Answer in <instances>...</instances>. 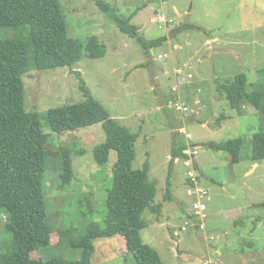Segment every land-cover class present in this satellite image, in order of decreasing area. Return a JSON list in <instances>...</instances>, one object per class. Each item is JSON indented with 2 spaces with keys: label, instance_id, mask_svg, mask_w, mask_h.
<instances>
[{
  "label": "rangeland",
  "instance_id": "1",
  "mask_svg": "<svg viewBox=\"0 0 264 264\" xmlns=\"http://www.w3.org/2000/svg\"><path fill=\"white\" fill-rule=\"evenodd\" d=\"M58 1L67 18L69 37L84 47L97 37L106 46V55L84 57L74 71L32 69L23 76L25 109L37 114L47 137L43 190L53 233L51 244L40 248L37 255L44 261L55 257L80 260L82 250L74 249L67 236L61 241V233L85 235L92 222L104 228L108 213L106 200L118 155L112 151L106 165L96 163L94 148L106 140L102 124L58 134L47 120L51 109L84 101L76 76L80 72L112 118L139 136L133 167L140 170L148 162L150 178L157 183L155 204L162 210L144 213V243L156 249L165 264H210V260L211 264H264V161L256 162L259 167L251 175H244L255 163L253 136L264 131V121L234 109L224 90L229 81L241 75L247 78L248 92L264 86V0H103L123 18L138 10L132 24L147 40L168 38L148 51L136 38L121 32L96 0ZM158 15L174 23L167 27L151 23ZM3 31L0 37L18 33ZM216 37L219 43L214 50L211 39ZM231 50L234 53H226ZM177 70H182L178 77ZM177 86L189 108L187 113L169 105L178 94L174 91ZM185 118L191 123L187 125ZM181 128L192 135L193 144H199L198 158L204 157L208 168L205 176L216 179L217 185H212L217 188L210 190L213 199L206 200L207 214L211 213L205 221L206 232L191 227L176 235L190 218L196 201L188 194L183 161L171 168L175 140L180 144L187 141L185 134L178 133ZM231 139H243L244 144L240 162L230 167L228 162L225 165L229 154L214 151L207 144ZM75 143L85 154H72L74 177L64 185L61 151ZM206 177H201L203 185ZM169 180L172 198L166 196ZM214 193L220 195L215 197ZM5 221L0 214V253L14 250V235L5 228ZM92 264L137 262L124 238L118 236L95 241Z\"/></svg>",
  "mask_w": 264,
  "mask_h": 264
},
{
  "label": "trees",
  "instance_id": "2",
  "mask_svg": "<svg viewBox=\"0 0 264 264\" xmlns=\"http://www.w3.org/2000/svg\"><path fill=\"white\" fill-rule=\"evenodd\" d=\"M96 3L121 32L136 38L145 50L159 47L168 40L167 37L147 40L140 35L138 27L132 24L138 10L129 18H123L103 0ZM8 29L18 33L0 37V214L5 217V228L14 235V250L0 253V264H92L95 241L118 236L124 238L137 264H165L159 252L142 239V231L147 227L144 213L147 210L160 213L162 207L155 204L157 183L150 178L149 163L140 170L133 167L138 156L139 136L112 118L94 97L80 72H76V76L84 101L51 109L47 120L50 129L58 134L102 124L106 140L94 148L96 163L106 165L112 151L118 155L113 187L106 200L108 213L104 228L92 222L85 235H75L74 231L61 233V241L67 236L74 249L82 250L80 260L55 257L44 261L37 255L40 248L51 244L53 233L43 190L47 137L40 128L37 114L25 109L23 76L32 69L73 70L84 57H105L106 46L97 37L89 39L86 47L70 38L67 18L58 0H0V31L8 32ZM224 90L234 109L245 110L248 115L260 116L264 121V86L248 92L247 78L241 75L229 81ZM77 144L61 151L64 185L71 183L74 177L72 154H85ZM243 144V139H231L209 142L207 146L214 151L227 152L232 163L237 164ZM184 149L185 145L175 140L172 157H183ZM252 159L264 161V131L253 136ZM169 186L170 180L166 196L171 198Z\"/></svg>",
  "mask_w": 264,
  "mask_h": 264
},
{
  "label": "built area",
  "instance_id": "3",
  "mask_svg": "<svg viewBox=\"0 0 264 264\" xmlns=\"http://www.w3.org/2000/svg\"><path fill=\"white\" fill-rule=\"evenodd\" d=\"M151 23L154 24H164L166 27L169 24L174 23L172 20L168 21L167 18L163 15H158L157 18H152ZM182 74V70H177V75ZM190 79L193 78L191 74L188 76ZM177 92V96L172 99L169 103L171 108L174 110L187 113L189 111L188 106L182 101L179 94V87L177 86L174 89ZM180 133L185 134L186 136V144L185 149L183 151V157L173 159V165H177L179 162L183 161L185 168L187 169V177H188V194L192 197H196V201L192 207V211L189 213V219L186 220L184 226L181 228L179 233L176 235L181 234V232H186L191 227H195L201 231L206 232V225L205 221L208 219L207 214V204L206 200H209L210 192L207 188L203 187L200 174L198 171V164L197 160L200 155V146L192 143V135L186 131L185 128L180 130ZM209 237H207L208 239ZM214 237H211L210 240H214ZM209 263L211 264L212 261L210 260Z\"/></svg>",
  "mask_w": 264,
  "mask_h": 264
},
{
  "label": "crops",
  "instance_id": "4",
  "mask_svg": "<svg viewBox=\"0 0 264 264\" xmlns=\"http://www.w3.org/2000/svg\"><path fill=\"white\" fill-rule=\"evenodd\" d=\"M171 36H174V34L173 33H171L170 34ZM208 42H210V41H207V43ZM211 42H212V45L214 44L213 42H216V44H214L215 45V47H214V50H217V49H215L216 48V46H217V48H218V43H219V39L216 37V38H213V39H211ZM226 53H234V51L233 50H231V52H226ZM176 71V70H175ZM190 79V78H189ZM192 79V78H191ZM179 87V86H178ZM179 91H180V88H179ZM175 98V97H174ZM173 98V99H174ZM172 100V99H171ZM170 100V101H171ZM170 101H169V103H170ZM186 120H185V123L188 125V124H190L191 123V120H189V118H185ZM182 129V128H181ZM181 129H179V131H178V133L180 132V130ZM180 144V143H179ZM181 145H185V144H181ZM196 145H198L199 146V144H196ZM173 159H175V158H173L172 157V160ZM205 160V158L203 157L202 159H200V158H198V160H197V164H198V171H199V174H200V178L201 177H206L205 176V172L208 170V168H207V165H206V162L204 161ZM227 162H228V165L231 167V165L233 164L232 163V159H231V156L229 155L227 158H226V164L225 165H227ZM180 163V162H179ZM178 163V164H179ZM177 164V165H178ZM177 165H173V161H172V164H171V168H173V167H177ZM233 165H235V164H233ZM258 167H259V164L258 163H253V165H252V169H250V170H248V171H246L245 172V176H248V175H251L252 173H253V171L255 170V169H258ZM174 168V169H175ZM207 178V183L206 184H204L203 185V179L201 178V181H202V185L205 187V188H207V189H209V191L210 190H212V191H215L216 190V188L217 187H215L214 185H212V184H215V185H217V181H216V179H214V178H208V176L206 177ZM186 181H188V178H187V180ZM223 184H225V183H223ZM222 189H223V186H222ZM172 192V191H171ZM218 195H220V193H214V196L215 197H217ZM173 197V193H172V195H171V198ZM213 199V195H211V191H210V196H209V201H211ZM242 212V211H241ZM241 213H239V215H240ZM238 215V216H239ZM210 216H211V213H209L208 214V219L210 218ZM211 232L209 231V232H207V235L208 234H210ZM219 253H220V251H219Z\"/></svg>",
  "mask_w": 264,
  "mask_h": 264
},
{
  "label": "water",
  "instance_id": "5",
  "mask_svg": "<svg viewBox=\"0 0 264 264\" xmlns=\"http://www.w3.org/2000/svg\"><path fill=\"white\" fill-rule=\"evenodd\" d=\"M212 47H213V49H214L215 45L213 44ZM215 49H216V48H215Z\"/></svg>",
  "mask_w": 264,
  "mask_h": 264
}]
</instances>
